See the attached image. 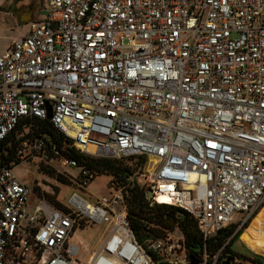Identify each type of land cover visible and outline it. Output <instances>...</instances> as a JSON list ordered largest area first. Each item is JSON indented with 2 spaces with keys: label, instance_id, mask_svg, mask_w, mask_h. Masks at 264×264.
Listing matches in <instances>:
<instances>
[{
  "label": "built area",
  "instance_id": "built-area-1",
  "mask_svg": "<svg viewBox=\"0 0 264 264\" xmlns=\"http://www.w3.org/2000/svg\"><path fill=\"white\" fill-rule=\"evenodd\" d=\"M46 1L0 54V264L190 262L182 235L138 240L121 187L95 204L74 193L67 209L37 196L17 164L78 165L39 121L89 155L145 156L153 202L168 196L191 213L199 264H221L264 205V0ZM96 176L82 169L77 183ZM82 220L109 225L86 259L74 240Z\"/></svg>",
  "mask_w": 264,
  "mask_h": 264
},
{
  "label": "trees",
  "instance_id": "trees-1",
  "mask_svg": "<svg viewBox=\"0 0 264 264\" xmlns=\"http://www.w3.org/2000/svg\"><path fill=\"white\" fill-rule=\"evenodd\" d=\"M38 124L39 132L48 135V143H55L61 155L76 159L78 163L77 167L80 170L88 169L96 172L97 175L106 174L110 177L108 187L123 188L127 203L128 218L140 242H144L147 238L161 237L166 234V230L172 233L177 225L181 235L185 238L186 249L190 255H198L200 250L203 249L205 240L193 215L184 208L176 205L153 202L152 199L150 200L147 197V191L150 189V186L144 181L143 184L137 182L135 172L137 169L144 168L146 163L145 156L138 155L113 158L89 155L76 149L71 140L57 131L49 122L39 121ZM14 134L10 136V139L13 140ZM47 165L51 167V165ZM55 168L58 169V167L54 166L51 169L53 173H56L55 178L58 181L70 184L69 178L77 183L78 179L76 177L63 174L59 169V172H57ZM32 188L37 196L46 198L62 209H67L66 205H62L57 199L51 200L39 193L35 186H32ZM249 223H246L242 229L233 235L231 241L225 248V254L232 253L233 257L238 255L237 252L232 250V243L240 238L249 226ZM88 224V222L82 220L80 227L85 228ZM235 227L236 225H232L230 228L220 231L210 239H207L206 246L208 251L211 253L215 252L233 234ZM250 259L253 264H261V258L253 257Z\"/></svg>",
  "mask_w": 264,
  "mask_h": 264
},
{
  "label": "rangeland",
  "instance_id": "rangeland-1",
  "mask_svg": "<svg viewBox=\"0 0 264 264\" xmlns=\"http://www.w3.org/2000/svg\"><path fill=\"white\" fill-rule=\"evenodd\" d=\"M6 0H0V54L3 53L17 37L25 34L30 29V24L20 23L18 20L14 21L11 14L1 7L5 5ZM45 6L47 1L45 0ZM47 12L43 8L41 17ZM131 163V162H130ZM48 163L41 162L38 159L31 161H22L14 168L15 174L24 182L31 186H35L37 191L47 198L53 200L57 199L62 205H66L74 193L79 194L92 204H95L96 199L109 192L108 183L110 177L106 174H101L92 179L89 184L83 188L73 180L69 179L70 184L61 183L53 173L52 166ZM58 169L63 174L74 177L80 176L79 167H68L64 169L56 162ZM147 166V165H146ZM57 172L59 170L55 168ZM60 171V172H61ZM65 171V172H63ZM145 168L137 169L135 178L138 183L143 184ZM54 175V177H53ZM65 175V176H67ZM37 192V193H38ZM264 205L258 210L256 216L249 224V226L242 233L240 238L232 243V250L237 252L233 259L234 264H253L250 258H261V264H264ZM263 209V210H262ZM262 210V211H261ZM244 216L243 212H237L234 215L235 224L239 223ZM176 225V224H175ZM109 225L103 224H88L84 227L78 228L74 233V240L80 245V256L83 259L89 257L98 249L103 233L107 231ZM179 227L176 225L172 233L165 231L166 235L178 237L181 235ZM233 255L232 253H228Z\"/></svg>",
  "mask_w": 264,
  "mask_h": 264
},
{
  "label": "water",
  "instance_id": "water-1",
  "mask_svg": "<svg viewBox=\"0 0 264 264\" xmlns=\"http://www.w3.org/2000/svg\"><path fill=\"white\" fill-rule=\"evenodd\" d=\"M19 1L20 0H13V3L11 5H8L7 9L17 16L20 23L25 24L36 21L38 19L39 12L42 8L43 0H27V5L20 6L17 5ZM48 116L49 118L52 116V112L50 109ZM147 197L150 200L152 199V189H149L147 191ZM233 259L234 257L232 255H229L222 260L221 264H230ZM189 264H199V258L194 254L190 255Z\"/></svg>",
  "mask_w": 264,
  "mask_h": 264
},
{
  "label": "crops",
  "instance_id": "crops-1",
  "mask_svg": "<svg viewBox=\"0 0 264 264\" xmlns=\"http://www.w3.org/2000/svg\"><path fill=\"white\" fill-rule=\"evenodd\" d=\"M27 0H20L18 3H17V5H27ZM13 3V0H6V2H5V5H4V7L2 6L1 7V9H3V10H5V11H7V12H9L11 15V18L14 20V21H16V20H18V18H17V16L13 13V12H11V11H9L8 9H7V6L8 5H11ZM42 9H43V7L41 8V10H40V12H39V15H38V19L37 20H39V19H41V18H43L45 15H43L42 17H41V11H42ZM36 20V21H37ZM19 21V20H18ZM33 22H35V21H33ZM33 22H29V23H25V24H30V26H31V24L33 23ZM28 32V31H27ZM26 32V33H27ZM25 33V34H26ZM25 34H23V35H25ZM22 36V35H21ZM18 38V37H17ZM264 209V208H263ZM262 209V210H263ZM261 210V211H262Z\"/></svg>",
  "mask_w": 264,
  "mask_h": 264
},
{
  "label": "bare ground",
  "instance_id": "bare-ground-1",
  "mask_svg": "<svg viewBox=\"0 0 264 264\" xmlns=\"http://www.w3.org/2000/svg\"><path fill=\"white\" fill-rule=\"evenodd\" d=\"M159 200H161V202H163V203H172L173 202V199L171 197L163 196V195L159 196Z\"/></svg>",
  "mask_w": 264,
  "mask_h": 264
},
{
  "label": "flooded vegetation",
  "instance_id": "flooded-vegetation-1",
  "mask_svg": "<svg viewBox=\"0 0 264 264\" xmlns=\"http://www.w3.org/2000/svg\"><path fill=\"white\" fill-rule=\"evenodd\" d=\"M45 0H43V5H42V7H44L45 6V2H44Z\"/></svg>",
  "mask_w": 264,
  "mask_h": 264
}]
</instances>
